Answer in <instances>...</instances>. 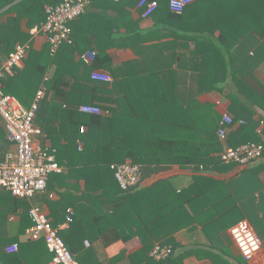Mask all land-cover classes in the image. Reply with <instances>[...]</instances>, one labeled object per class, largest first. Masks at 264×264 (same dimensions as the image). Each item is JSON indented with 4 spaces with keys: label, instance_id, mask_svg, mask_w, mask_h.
<instances>
[{
    "label": "crops",
    "instance_id": "crops-1",
    "mask_svg": "<svg viewBox=\"0 0 264 264\" xmlns=\"http://www.w3.org/2000/svg\"><path fill=\"white\" fill-rule=\"evenodd\" d=\"M87 1L86 13L70 25L72 42L59 49L56 64L49 60L47 37L44 34L32 36L37 25L29 27L27 20L19 22L16 28L26 37L20 41L11 38L9 24L16 15L2 13L12 5L0 11V45L6 49L10 44L15 50L17 45L29 43L32 49L28 57L42 55L43 64L47 66L46 80L55 73L80 79H91L94 71L109 73L113 83L108 88L98 92L81 88L76 91L87 101L92 98L110 100L113 114L125 118L126 124L134 110L141 114L150 111L149 97L159 98L160 95H168L174 101L173 108L168 110L174 111L175 123L177 117L180 119L181 107L194 101L213 106L221 118L229 113L234 117L229 98L232 94L236 109H243L238 119L246 124L251 119V126L264 144V119L252 107L255 104L256 109L264 111V0H197L187 8L181 20L174 17L180 15L171 13L170 0H155L159 9L150 18H144L143 13L154 0ZM91 51L97 53V58L89 65L82 57ZM0 59L1 64L7 55L0 51ZM25 66L24 62L20 68ZM14 73L5 75L3 80ZM3 88L10 96H17L18 101L25 96L14 86L6 88L3 84ZM45 95L47 104L41 110V117L46 122L52 93ZM245 107L255 114L244 112ZM161 108L166 109L162 104H153L156 117ZM36 126L42 131V135L34 138L36 149L51 151L55 156L57 150L53 143L59 138L54 137L52 141L42 124ZM239 127L235 124L231 131L235 133ZM0 128L6 135L4 139L8 140L1 120ZM78 143L79 147L83 145ZM195 175H198L196 171L175 167L147 168L138 188L167 180L162 186L181 194L193 183ZM208 177L214 179L215 187L212 181H207L203 185L207 197L194 203L200 224L187 228L179 224L180 229L173 234L176 245H171L174 253L160 262L151 255L148 259L144 253L140 255L143 244L135 225L133 229L132 224H127V228L115 219L101 226H91L92 215L87 208L90 204L80 199L86 191L84 180L77 184L75 180L68 181L67 187L73 186L70 191L59 185L55 190L47 189L32 203L45 211L62 239L67 238L79 264H264V155L247 166L232 165ZM10 199V195L0 189V237L10 243L6 249L13 244L19 246L16 254L20 255V260L16 264H54L44 241L25 240L27 229L21 227L24 212L14 208ZM69 204V209L75 213L71 225L67 222L68 210H64ZM111 204L114 207L116 203ZM230 209L233 210L216 222L215 218ZM211 220L214 221L209 224ZM241 221L251 225L262 245V251L249 262L241 256L230 235L231 229ZM100 230L104 234L94 239ZM6 249V256L14 255L7 254ZM5 264L14 263L7 260Z\"/></svg>",
    "mask_w": 264,
    "mask_h": 264
},
{
    "label": "trees",
    "instance_id": "trees-1",
    "mask_svg": "<svg viewBox=\"0 0 264 264\" xmlns=\"http://www.w3.org/2000/svg\"><path fill=\"white\" fill-rule=\"evenodd\" d=\"M63 1L0 0V11L12 5L2 14L16 15L9 24L11 38L13 37L15 41L24 40L26 35L17 30L18 23L27 20L29 27L41 26L46 22V6H55ZM185 12L174 17H179L181 20ZM0 51L8 57L14 51V46L9 44L5 49L0 45ZM57 53L52 55L50 51V58L54 64L57 63L55 58ZM27 57L24 60L26 64L24 69L15 68L12 77H8L6 81L2 79V89L4 91V84L6 88L14 86L22 91L25 96L22 99L19 98L21 99L19 102L25 107H30L42 88L45 87L46 94L47 92L52 93L50 104L48 103V121L45 122L41 117V110L47 104L44 98L40 104L36 124H42V128L52 141L54 137L59 138L53 143L57 150L55 159L63 170H67V173H63L62 170L63 174H52L47 189L55 190L59 185L60 188L70 191L73 186L68 188L66 184L68 181L75 180L77 184L80 180H84L86 191L80 199L82 203L90 204L87 208L92 215L91 226H101L115 219H119L118 221L127 228V224H132L133 229L135 225L143 244V252L140 255L144 253L147 259L156 245L170 246L173 249L176 245L173 234L178 232L180 226L187 228L200 224L196 219L194 203L202 197H207L203 188L207 181L208 183L212 181L213 188L215 187L214 179L209 178L208 174L236 165L225 164L221 161L220 156L226 148H237L239 145L253 143L264 146L255 128L251 126V119L247 124L243 120L245 124L240 125L241 127L235 133L231 131L232 127L240 121L239 114L243 112V109L242 111L237 110L235 96L232 94L229 98L232 101V113L236 116L233 117V125L228 128L227 139L222 142L218 136L222 118L213 106L202 105L198 101L188 106L183 105L179 111L180 119L177 117L175 123L174 111L168 110L170 107L173 108L174 101L168 95H160L159 98L152 99L149 97L148 103L152 107L151 110L144 114L134 110L132 116H129V123L126 124L125 118L122 120L121 117L118 118L113 114L109 107L110 100L96 101L92 98L87 101L82 98L83 94L80 97L76 91L81 88L83 91L98 92L108 88L112 83L95 82L90 78H69L60 73H55L46 80L47 66L43 64L42 55ZM7 74L9 73L5 75ZM4 93L10 95L7 90ZM153 104H162L166 109L161 108L156 117ZM82 105L98 106L105 113L102 115L81 114L79 107ZM244 109V112L250 111L252 115L255 114L246 107ZM0 120L2 121L1 118ZM0 138H6L1 128ZM4 140L0 141V163L9 150L10 143ZM63 141L66 143H62ZM79 141L83 143L81 150ZM126 163L139 165L143 175L147 168L159 170L173 167L184 171H196L198 175L194 176L193 183L181 194H177L168 186H162L164 182H168L167 180H161L156 185L139 189L140 183L124 191L115 177L113 166ZM135 191L137 193L134 195ZM6 193L10 195L14 208H20L24 212L21 226L23 230L31 227L33 224L29 216L31 204L26 200L15 198L11 193ZM113 202L116 203L114 207L111 204ZM70 206L71 204L65 206L64 210H69ZM232 210L215 218L216 222ZM214 220H211L209 224ZM73 222L68 224L71 225ZM177 224L178 226L175 227ZM102 234H104L102 230L98 231L94 239H98ZM5 240L0 237V264H5L7 260L16 264L20 260V255L6 256L4 251L10 243ZM63 240L71 251V244L67 238ZM45 247L51 253L46 244Z\"/></svg>",
    "mask_w": 264,
    "mask_h": 264
},
{
    "label": "built area",
    "instance_id": "built-area-1",
    "mask_svg": "<svg viewBox=\"0 0 264 264\" xmlns=\"http://www.w3.org/2000/svg\"><path fill=\"white\" fill-rule=\"evenodd\" d=\"M120 1V0H114ZM197 0H170V11L181 15ZM87 0H64L61 4L46 7V22L32 30V36L44 34L50 44V51L55 55L61 46L72 42L71 24L80 19L87 11ZM159 9L157 1L149 2L143 13L144 18H150ZM32 47L29 43L19 44L9 54L5 62L0 64V118L4 123L8 141L12 144L0 163V189L11 193L15 198L26 200L31 204L29 216L32 226L25 231L26 241H44L53 254L54 264H79L75 255L69 250L65 241L59 235L48 218V215L39 206L32 203L33 199L47 191L48 182L52 174L62 173L55 156L48 150L36 149L34 138L42 135L36 126V119L40 104L45 98V87L38 91L30 107L23 106L16 98L5 94L2 89V79L6 73L20 68ZM97 53L91 51L83 55L86 64L96 61ZM91 79L100 83H113V77L103 71H94ZM80 112L86 115H102L105 112L98 106L82 105ZM233 117L224 114L218 136L223 142L227 139L228 128L233 125ZM245 122L240 120L238 125ZM83 131V129H82ZM83 145H80L81 150ZM264 146L261 144H244L237 148L228 147L221 154V161L225 164L247 166L262 159ZM115 177L122 190L127 191L142 182L143 172L139 165L126 163L113 166ZM75 213L68 210L67 222H73ZM230 235L246 261L253 260L261 251L262 245L247 221H241L234 226ZM89 246V242H86ZM19 246L13 244L6 249L7 254H16ZM174 253L170 246L156 245L151 256L157 261L167 259Z\"/></svg>",
    "mask_w": 264,
    "mask_h": 264
},
{
    "label": "water",
    "instance_id": "water-1",
    "mask_svg": "<svg viewBox=\"0 0 264 264\" xmlns=\"http://www.w3.org/2000/svg\"><path fill=\"white\" fill-rule=\"evenodd\" d=\"M255 105V104H254ZM252 106L253 108H254V110H256V111H258V113H259V116L262 118V119H264V111L263 110H261V109H256V107H258V106Z\"/></svg>",
    "mask_w": 264,
    "mask_h": 264
},
{
    "label": "rangeland",
    "instance_id": "rangeland-1",
    "mask_svg": "<svg viewBox=\"0 0 264 264\" xmlns=\"http://www.w3.org/2000/svg\"><path fill=\"white\" fill-rule=\"evenodd\" d=\"M49 60L51 61V58H49ZM48 64V63H47ZM0 141H4V139L3 138H0Z\"/></svg>",
    "mask_w": 264,
    "mask_h": 264
}]
</instances>
